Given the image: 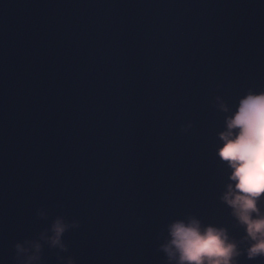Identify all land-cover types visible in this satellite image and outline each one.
<instances>
[{"label":"water","instance_id":"obj_1","mask_svg":"<svg viewBox=\"0 0 264 264\" xmlns=\"http://www.w3.org/2000/svg\"><path fill=\"white\" fill-rule=\"evenodd\" d=\"M249 89L264 0H0V264L57 216L79 227L43 264H167V226L190 215L239 240L217 98Z\"/></svg>","mask_w":264,"mask_h":264},{"label":"clouds","instance_id":"obj_2","mask_svg":"<svg viewBox=\"0 0 264 264\" xmlns=\"http://www.w3.org/2000/svg\"><path fill=\"white\" fill-rule=\"evenodd\" d=\"M217 99L225 118L216 156L227 178L220 201L243 235L237 240L227 228L205 225L192 215L176 219L167 226V239L160 246L167 264H239L241 256L264 260V90L249 89L234 107ZM38 215L46 218L44 211ZM78 227V222L57 216L38 236L14 245L15 264H43L45 245L68 252L62 236ZM58 260L75 264L71 256Z\"/></svg>","mask_w":264,"mask_h":264},{"label":"snow or ice","instance_id":"obj_3","mask_svg":"<svg viewBox=\"0 0 264 264\" xmlns=\"http://www.w3.org/2000/svg\"><path fill=\"white\" fill-rule=\"evenodd\" d=\"M215 176V175H214Z\"/></svg>","mask_w":264,"mask_h":264}]
</instances>
